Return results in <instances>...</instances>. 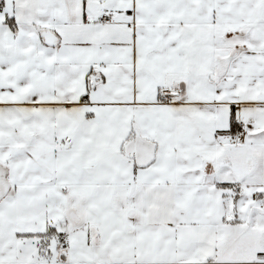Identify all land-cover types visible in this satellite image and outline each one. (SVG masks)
<instances>
[{
    "label": "snow or ice",
    "instance_id": "obj_1",
    "mask_svg": "<svg viewBox=\"0 0 264 264\" xmlns=\"http://www.w3.org/2000/svg\"><path fill=\"white\" fill-rule=\"evenodd\" d=\"M0 264H264V0H0Z\"/></svg>",
    "mask_w": 264,
    "mask_h": 264
}]
</instances>
